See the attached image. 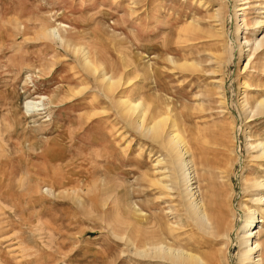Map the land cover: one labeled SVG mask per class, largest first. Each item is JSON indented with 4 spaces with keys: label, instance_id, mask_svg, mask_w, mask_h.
Returning <instances> with one entry per match:
<instances>
[{
    "label": "rangeland",
    "instance_id": "rangeland-1",
    "mask_svg": "<svg viewBox=\"0 0 264 264\" xmlns=\"http://www.w3.org/2000/svg\"><path fill=\"white\" fill-rule=\"evenodd\" d=\"M259 19L264 0H0V264H183L157 246L237 264L234 232L256 206L247 186L264 179ZM83 52L120 77L115 99L141 102L144 125L167 116L161 138L123 117ZM172 122L213 231L189 216L182 169L168 165ZM220 218L233 221L227 253Z\"/></svg>",
    "mask_w": 264,
    "mask_h": 264
},
{
    "label": "bare ground",
    "instance_id": "bare-ground-1",
    "mask_svg": "<svg viewBox=\"0 0 264 264\" xmlns=\"http://www.w3.org/2000/svg\"><path fill=\"white\" fill-rule=\"evenodd\" d=\"M263 23H264L263 19L256 20L255 22L257 27L262 26ZM253 42L255 47L253 48L252 53H254L255 51L257 53L261 52L264 49V34L261 36V38L255 39ZM240 44L241 46L245 47L246 45H249V42L248 40L244 39V41L240 42ZM81 54H82V60H81L82 66L86 71H88L96 78L100 91L104 94V96L113 97L112 99L115 100V103L121 106L122 115H124L123 117H127L131 119V115L135 114L136 118L133 120V122L131 120L134 126L137 125L138 127L143 128L144 130L142 132L145 131V133H147V135L149 134L150 137L152 136L155 138H161V133L162 130L164 129L163 126L165 124L167 116H161L160 118H157L156 120L152 121L151 124L144 125L143 122L144 112L141 108V102L132 101L127 96H118L117 99H115V92L117 91L119 85L121 86L120 77L115 78L112 75H109L104 68L99 69L93 63V61L90 60V58L86 55V53L83 52ZM184 65L187 64L184 63L183 67H185ZM190 66H192V64ZM243 85H246L245 82L243 83ZM39 104H41V101L39 100L30 99L24 102V106L27 109L29 106L34 108L37 107ZM244 104H246V102H244ZM255 107L257 110H260L262 112L264 111V96L257 101ZM170 127L171 128L168 130L169 133L166 140L165 141L162 140V142L163 145L167 148L169 152V157L171 158V161L168 162V165L172 167L179 166V169L180 168L182 169V171L181 170L180 171L182 172L181 173L182 180L184 181L182 182L184 183L185 186L184 196L186 198L185 205H186L187 213L202 230L213 231L215 228L213 227V223L209 218L210 215L208 216L206 205L203 201V198L200 196L201 193H199L200 190L196 180L197 174H196L195 164L193 161V156L190 146L186 141V139L177 131L175 127V123L172 122V125H170ZM254 147L257 148V152H258L257 157L264 160V142H258ZM156 163L166 164L167 162L164 160L163 157H160ZM158 183L162 186H167V184L162 182V177L158 178ZM247 187L248 189L250 187L251 192H255L253 195V197L255 198H252L251 201L254 202L256 206L250 210L247 207L248 213H246L244 222H242L243 223L242 234L239 235L237 232L235 233L233 231L235 234L234 241L239 242L238 244L241 246L239 254H237L238 255L237 264H264V257H263L264 242L260 241V237L263 233L261 223L264 222V209L261 206L264 203V179L263 178L258 180L255 179V181H253ZM233 213L232 216L230 215L232 217V218L230 217L232 220H233V216H235ZM232 223L233 221L231 222L227 220L222 223L220 218V223H219L220 225L217 231L215 230L217 236L219 237V240L225 247L226 253L230 252L229 247L233 243L231 241V236H230L231 233L230 231H232L233 229ZM152 251L153 249L151 250V252ZM154 251L153 252L155 255H160L183 264H219L220 263L219 260L217 259L215 260L214 258H212L214 262H209L200 253L194 252L192 251V249L186 250L179 247L173 248L169 246H157L154 248ZM225 260L226 263L223 264H231V262L227 258Z\"/></svg>",
    "mask_w": 264,
    "mask_h": 264
}]
</instances>
